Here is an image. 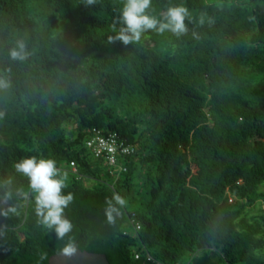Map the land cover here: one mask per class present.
I'll list each match as a JSON object with an SVG mask.
<instances>
[{"label": "trees", "instance_id": "1", "mask_svg": "<svg viewBox=\"0 0 264 264\" xmlns=\"http://www.w3.org/2000/svg\"><path fill=\"white\" fill-rule=\"evenodd\" d=\"M125 3L0 0V182L17 209L0 215V264H47L69 243L109 264H264V0H152L157 19L187 8V33L110 43ZM95 130L133 146L125 170L86 148ZM30 156L67 174L64 239L15 172Z\"/></svg>", "mask_w": 264, "mask_h": 264}, {"label": "clouds", "instance_id": "2", "mask_svg": "<svg viewBox=\"0 0 264 264\" xmlns=\"http://www.w3.org/2000/svg\"><path fill=\"white\" fill-rule=\"evenodd\" d=\"M85 6L93 5L96 0H84ZM152 5V0H126L120 14L122 27L115 37H109V42H122L124 45L138 42L142 33L153 30L157 33L170 31L177 37L186 34L188 31L185 19L189 15L188 9L183 5L172 6L163 13L162 19H157L146 13ZM13 59H23L25 56L24 45L19 44V50H11ZM4 86H7L6 84ZM15 172L26 177L28 180V189L30 190L35 203V215L38 224L46 230L53 232L57 239H64L72 231V223L65 216V209L73 201V194L62 193V189L67 185V174H60L57 168V162L54 159L40 158L30 156L16 162ZM0 188L3 189L0 194V204L6 207L0 208V215L7 217L9 213H15L16 207L9 205L13 197V188L11 178L0 182ZM15 195H23L19 188L15 190ZM116 204L124 205L125 199L118 194L112 197ZM109 205L108 216L111 220V212L116 209L112 206V200H107ZM76 249L69 243L65 245L57 255L70 257L75 254Z\"/></svg>", "mask_w": 264, "mask_h": 264}, {"label": "built area", "instance_id": "3", "mask_svg": "<svg viewBox=\"0 0 264 264\" xmlns=\"http://www.w3.org/2000/svg\"><path fill=\"white\" fill-rule=\"evenodd\" d=\"M85 146L95 157L102 158L114 170H125V167L118 163V158L130 154L134 150L133 146L127 145L124 141L118 139L115 133L104 135L98 130L93 131ZM70 167L75 171L73 161H70ZM135 229H139L137 223H135Z\"/></svg>", "mask_w": 264, "mask_h": 264}, {"label": "water", "instance_id": "4", "mask_svg": "<svg viewBox=\"0 0 264 264\" xmlns=\"http://www.w3.org/2000/svg\"><path fill=\"white\" fill-rule=\"evenodd\" d=\"M75 254L70 257L60 256L57 253L49 256L47 264H109L106 256L102 253L89 252L73 245Z\"/></svg>", "mask_w": 264, "mask_h": 264}, {"label": "rangeland", "instance_id": "5", "mask_svg": "<svg viewBox=\"0 0 264 264\" xmlns=\"http://www.w3.org/2000/svg\"><path fill=\"white\" fill-rule=\"evenodd\" d=\"M260 190L264 191V184L260 186ZM262 208L264 211V201L262 203H255L254 209Z\"/></svg>", "mask_w": 264, "mask_h": 264}]
</instances>
